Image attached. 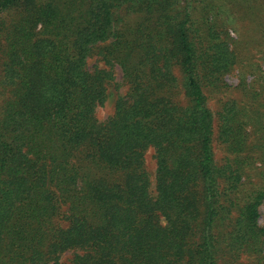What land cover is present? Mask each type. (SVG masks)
<instances>
[{"label": "trees", "instance_id": "trees-1", "mask_svg": "<svg viewBox=\"0 0 264 264\" xmlns=\"http://www.w3.org/2000/svg\"><path fill=\"white\" fill-rule=\"evenodd\" d=\"M229 13L0 0V264H264V84L229 99Z\"/></svg>", "mask_w": 264, "mask_h": 264}, {"label": "rangeland", "instance_id": "rangeland-1", "mask_svg": "<svg viewBox=\"0 0 264 264\" xmlns=\"http://www.w3.org/2000/svg\"><path fill=\"white\" fill-rule=\"evenodd\" d=\"M198 1L194 2L195 6L198 8V12L195 13V17L197 19H201V14L199 13V9L201 8ZM220 4L225 5V9H227L230 13V16H226L224 14H219L218 18L221 20H230L232 14L234 15V20L232 22V27L234 30L230 29L232 47L238 56V60L241 62V66H236L226 77L225 81L232 88L231 93L229 94V99H241L242 96L245 95V90L242 92L237 91V86L245 84L253 85V83H257L254 86L261 90L264 84V78L260 72V66L264 63V40L259 39L260 29L256 26L260 22L264 21L263 17H249L248 12L250 10H246L249 7H258L256 0H219ZM240 7H239V6ZM246 7V8H244ZM241 8V9H240ZM261 11V10H260ZM214 17V16H213ZM219 22V21H218ZM95 64L94 61L90 62V67ZM264 68V67H263ZM246 71H254V74L248 73L245 77H242L241 72L245 73ZM115 72V81L114 84L109 86L110 100L106 103L105 107L99 108L97 110V116L100 121H105L108 117L113 115L114 113V105L117 94H123L126 91L125 87H122L123 84V73L120 67H114ZM120 85L121 89L118 91L115 85ZM240 94H239V93ZM241 95V96H240ZM215 97V96H214ZM212 109L216 112L218 110L219 104L216 100L211 102ZM146 166L149 173L152 176V181L154 180L155 170H156V162L154 159V151L151 149L148 151L146 156ZM154 185V182H153ZM261 217L260 222L264 225V205L261 207ZM72 257V253L68 252L63 257V261L66 264H70V258Z\"/></svg>", "mask_w": 264, "mask_h": 264}]
</instances>
